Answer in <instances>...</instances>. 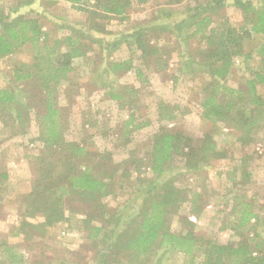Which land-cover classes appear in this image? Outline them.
Wrapping results in <instances>:
<instances>
[{"label":"trees","instance_id":"16d2710c","mask_svg":"<svg viewBox=\"0 0 264 264\" xmlns=\"http://www.w3.org/2000/svg\"><path fill=\"white\" fill-rule=\"evenodd\" d=\"M151 1L19 0L18 9L64 2L86 15L81 26H59L67 32L56 38L44 29L39 13L32 9L19 13L17 8L0 6V60L22 49L31 57L29 64L15 63L11 82L0 88V134H7V139L24 137L34 124L31 141L37 149L27 156L29 190L15 197L14 220L5 236L21 238L29 251L34 247L30 243H42L50 228L68 223L65 234L70 229L84 233L78 255L82 260L91 253L90 264H159L175 253L183 255V264H264V216L255 210V195L236 193L228 199L232 219L226 228L237 240L222 244L194 234V225L181 216L183 208L198 216L204 193L201 188L177 186L183 173H173L176 158H180L178 168L189 173L233 155L224 141H217L222 127L238 133L234 144L242 151L255 141L254 134L264 129V97L260 92L264 84V0H231L241 15L238 24L219 16L227 0H166L158 5L178 7L180 19L171 20L175 14L159 7L150 21L128 31L106 29L105 21L112 17L125 20L133 4ZM36 14L40 18L33 17ZM252 41L255 45L247 49ZM123 47L128 58L115 60L114 54ZM174 54L179 73L192 79L205 77L199 93L201 119L208 121L215 133H204L195 143L190 135L161 126L147 150L142 149L145 145H136L119 162L110 151L91 148L98 122L86 115L79 123L70 118L75 90L76 95L83 88L88 92L105 90L109 102L127 111L117 130L122 132L119 139L126 138L128 145L131 135L145 129L149 120L137 113L138 90L115 83L114 78L132 71L143 83L145 71L165 73ZM257 57L253 64L251 60ZM238 58L244 66L243 82L228 86L226 80ZM76 59L90 67L85 83L70 81ZM71 85L74 89L69 95L67 86ZM175 109L159 101L160 122H172ZM77 124L78 129L74 128ZM72 133L73 138L68 139ZM234 159L223 174L236 187L250 180L251 171L246 153ZM9 179V171L0 168V192ZM175 216H181V233L172 231ZM43 256L40 247V260L35 259L34 264H44ZM28 260L16 244L0 241V264H26Z\"/></svg>","mask_w":264,"mask_h":264},{"label":"rangeland","instance_id":"374dc122","mask_svg":"<svg viewBox=\"0 0 264 264\" xmlns=\"http://www.w3.org/2000/svg\"><path fill=\"white\" fill-rule=\"evenodd\" d=\"M165 1L154 0L139 6L133 4L127 10V18L125 20L112 17L105 21V27L112 32L121 33L128 31L137 24L150 21L152 12L157 11L156 9H159V7L166 8L165 5H158V3H165ZM18 2L19 0H0V6L4 9L16 10V8L18 9ZM31 9L34 13L41 15V19L44 21V29L52 38L67 32L66 29H59V26L65 27L69 24L81 26L86 20L85 14L73 10L69 4L64 2H56L51 6L41 5V7L35 3V5L29 7H20L18 12L23 13ZM166 12L175 14V17L173 16L171 20H178L181 17L178 7L171 6L166 8ZM39 14L33 15V17H39ZM43 16L46 17L45 20ZM219 16L227 17L230 22L236 24L242 20L239 10L231 4V0H227V6L219 12ZM263 41L264 39L261 40V42ZM167 42L170 46L171 42L168 40ZM254 45V41L248 42L247 49L249 46L252 49ZM128 56L127 49L123 47L114 54L113 58L121 60L128 58ZM258 59L259 57L251 60V62L256 64ZM241 61L239 58L235 59V69L226 80L228 86L236 87L243 82L245 75H242L244 66L241 65ZM19 62L27 64L31 62L27 49H22L18 54L0 60V88L8 86L11 82L12 66ZM74 66L76 70L70 75L71 83L87 82L88 77H90V67L85 66L80 59L75 60ZM239 66L241 68H238ZM177 69L178 59L177 55L174 54L165 73L159 74L152 70L145 71V81L143 83L135 78L132 71L119 79L114 78L115 83L130 85L138 90L137 103L140 109L137 113H142L149 120V125L145 129L131 135L132 142L128 145H125L126 141L124 139L126 138L121 137L119 139L122 132L119 134L117 130L121 120L126 119L127 111L120 110L115 103L109 102L104 95L105 90L96 88L94 91L88 92L83 88V90L81 89L80 92H77L79 93L78 95H76L75 90L73 98L76 103L70 118L79 123L81 116H92V121L96 120L98 123L97 131H92H96V135L92 137L93 147L91 148L100 151H110L116 162L124 160L129 153L128 151L136 145H145L142 149L144 151L147 150L152 136L161 126L175 128L179 132L186 133L193 138L195 143H198L204 133H215V129L211 128V124L201 119L199 93L201 83L204 82L205 77L200 75L192 79L179 73ZM247 74L246 77L248 76ZM173 77H177V79L174 80ZM70 87L67 86V89L69 90V95H72L74 87L73 85ZM260 92L264 97V84L261 85ZM159 101L167 103L170 107H176L172 122H160L157 116V103ZM78 127L79 125L77 124L74 128L78 129ZM72 130L73 128L70 127L69 131L72 132ZM105 132L106 134L104 135L103 133ZM33 135H35L34 124H32L30 132L24 137L7 139V134H0V168L8 170L10 175L7 187L0 192V241L5 240L10 244H16L17 249L29 257L26 264H34L36 260H40L38 257L40 247L44 254L43 258H41V260L45 261L44 264H84L85 261L89 263L91 253L87 254L86 259L82 260L78 255L84 243V233L78 229H70V232L65 234L64 231L68 230V223H61L50 228L42 243L36 240L30 243V245L34 244V247L33 249L30 248L29 251H26V243L21 238L5 236L9 225L14 220L13 204L15 197L29 190L30 174L27 156L37 152L35 143L31 141ZM216 135L217 141L221 144L224 141L226 148L233 155H228L224 160L215 161L211 166L200 165L197 171L189 173L178 168L180 158H176L177 165H175L176 163L174 164L173 173H183L176 181L177 186L187 187L188 189L193 188V190L201 188L200 190L204 193L201 212L198 216L189 214L186 208L181 210V216H186L194 225L192 229L194 234L226 244L237 240L232 235V232L226 228L227 222L232 219L229 217L232 203L228 199H231L234 194L242 193L250 197L255 195L254 199L257 202L255 210L259 215L264 216V129L254 134L255 141L251 142L243 151L234 144L235 138L238 136L236 131L222 127L221 132ZM73 136V133L69 134L68 139H72ZM243 152L248 155V169L251 171V177L249 181L244 182L241 186L234 187L232 182L230 183L226 180L223 172L230 169L236 160L234 157H239ZM136 201L138 202L139 200ZM109 202L114 205L112 200H109ZM123 212H127L126 208L123 209ZM181 216L172 217L171 220L172 231L176 233L184 231V225L182 219H180ZM159 264H183V255L179 253L171 254Z\"/></svg>","mask_w":264,"mask_h":264},{"label":"crops","instance_id":"0c3cea01","mask_svg":"<svg viewBox=\"0 0 264 264\" xmlns=\"http://www.w3.org/2000/svg\"><path fill=\"white\" fill-rule=\"evenodd\" d=\"M32 128V127H31ZM35 128V127H34ZM36 131V130H35ZM35 135H33V137H34ZM25 192H27V191H25Z\"/></svg>","mask_w":264,"mask_h":264}]
</instances>
